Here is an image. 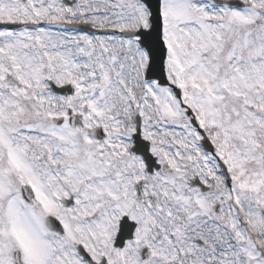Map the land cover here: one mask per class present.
<instances>
[{"label": "rangeland", "instance_id": "obj_1", "mask_svg": "<svg viewBox=\"0 0 264 264\" xmlns=\"http://www.w3.org/2000/svg\"><path fill=\"white\" fill-rule=\"evenodd\" d=\"M81 4H77L78 9L80 7H86V5L91 7H97V11L105 9V5L101 4L99 0H80ZM173 0H162L161 7L163 9V15L166 13V22L164 23V31H163V39L168 48L167 59L165 63V68L167 72L168 79L170 83L179 87L183 92V97L185 95V77L186 75V60L188 56H190V52H192L194 59L189 63V66H192V70L195 76L197 74L204 72L207 74V79L216 81L221 77V75L217 74V69H219L220 63H224V67L231 68V65H228L227 60H224V53L228 51L232 46L235 45L238 36H234L231 33V27L234 25L233 18L236 19V22L242 21L239 26V30L245 31L246 38H250L251 47L243 42V46L250 47L251 51L256 54L257 58H260L262 54H264V0H249L252 3V11L245 14L244 12L233 14L222 12L221 14L218 11L213 10L212 6H192L187 5L186 9L189 12V18L197 20L195 25L189 24L187 27L186 18L181 15H175L173 18L170 16L175 12V7H172ZM186 4H189L191 0H183ZM194 1V0H193ZM202 2V0H198V3ZM105 3V2H104ZM126 4V5H124ZM94 5V6H93ZM48 7H54L53 5ZM62 7V5L60 6ZM109 7V6H108ZM117 9L116 16L126 15L128 20H139L143 22L144 27H148L146 23V12L136 13L137 7H144L142 4L138 3L136 0H119L117 5H112ZM120 7H128V11L123 13L120 12ZM83 10L80 8V11ZM61 12V8L58 10ZM77 11V10H76ZM225 11V10H224ZM217 12V13H216ZM62 13V12H61ZM212 13L214 17H208L206 14ZM60 13H57L50 17L55 18ZM216 14L222 15L224 18V22L222 27H224L226 36L234 37L228 40H221L220 42L217 40V36L219 34L217 29V20ZM142 15V16H141ZM177 17V18H176ZM207 20L212 21L211 24L207 23ZM109 21L112 22L114 26H125L127 29L135 28L134 24H123V21H115L111 18ZM192 21V22H193ZM59 33H52L50 31L46 32L45 37L47 38L43 42V52L39 55L20 58L19 60V69L14 70L20 73L16 75L14 74V78L19 81H24L28 83L27 85H39L42 83V79L50 78L52 80H57L60 84L64 82L74 83V80H80V84H89L88 80L85 79L81 75L80 71L82 69V65L90 66L91 71L94 74H87L86 77H92L94 85L98 88L96 90L92 84L88 85V87H92V89H88V87L78 88L76 94L73 97L69 98H58L45 91H40L38 86H35V91H33L28 97L33 100L39 102V118L43 119V115L47 116H58L62 114L63 103L71 102L74 100L83 101L90 106L96 104L107 106L110 110H112L111 116H106L104 110L102 109V116H106L103 118L106 121V125L110 128H117L118 131L122 129V123L117 120V117L121 118L122 114L126 116V111L131 104H136L137 101V89L142 90L143 85L140 83L137 84L139 79V73L141 68L143 67V57L142 54L137 51L136 44L133 42L127 43H117L110 42V45L107 48L97 47L95 38H84L81 36H74V38L67 39V43L60 44L61 47L67 49V51L59 50L55 48V44H57L58 40H63L64 37L60 36ZM76 38L80 40L83 39V44L78 45V41ZM80 42V41H79ZM132 43V44H131ZM10 44L12 42L10 40ZM65 45V46H64ZM99 48V50H98ZM134 48V50H132ZM112 49V50H111ZM116 50L117 52L113 51ZM88 52V53H87ZM231 54L234 56L236 53L235 49L230 50ZM230 54V55H231ZM241 54H244V57H241ZM121 57V58H120ZM245 57L247 59L246 53L237 52L236 56V69H242L243 74H251L250 77H255L260 80L264 79V75L261 76V73H264V70H259L262 68L264 64V59L256 60L254 62H250L248 60L245 61ZM78 59L79 63L74 64V60ZM10 62L14 64L17 60H10ZM26 62H34V66L30 67ZM25 64V65H24ZM35 68H40V70H34ZM28 68H33V71L27 75H22V71H25ZM249 68L250 70H247ZM43 69L49 76L43 77ZM131 80H136V82H132V87H125V79L126 76L130 73ZM253 73H256L255 76H252ZM34 75V76H31ZM83 77V78H82ZM32 81V82H31ZM223 82V81H222ZM221 82V83H222ZM220 83V84H221ZM76 84V83H75ZM143 84V81H142ZM202 81L200 82V86ZM258 84V82H257ZM140 85V86H139ZM145 85V93L143 96V103L139 106L141 110V115L145 124H150L151 119L153 117H158L161 121L159 123L161 125V134L164 136L161 137L160 142L165 148H161L162 152H166V150L170 149V141L166 140L165 136H169L170 133L173 134L176 138V142L174 146H176V152H181V158L183 162L180 164L185 168L184 175H188L189 170L191 168L190 163L191 159L196 151L198 145V137L195 133L188 130L186 119L183 116V112L176 107V110L171 111L172 107L176 105V103L171 102V95L168 93V90H158L152 86L151 83H144ZM223 83L220 85V93L217 94L216 99L221 103L223 100L226 101L227 92L225 95L221 92L224 88H222ZM44 87V86H43ZM139 87V88H138ZM254 86L239 89L238 95L241 96L244 94V99H247L248 93H245V90H249L250 93H253L257 98H264V90L252 91L251 88ZM219 91V90H218ZM263 91V92H262ZM24 90L15 91L10 88V86L4 84L2 75L0 74V112H5V118L8 110H17L21 113L28 112L24 109L23 104H19L15 96L23 95ZM21 100V99H20ZM41 101V102H40ZM34 102V101H33ZM99 102V103H98ZM53 105V106H52ZM97 106V105H96ZM98 107V106H97ZM214 107L209 106V109ZM156 112V113H155ZM170 113H174L175 117H170ZM110 114V112H109ZM156 114V116H155ZM20 115V116H21ZM128 116V115H127ZM115 117V120H114ZM0 118L2 116L0 115ZM4 118V119H5ZM155 119V118H154ZM114 120V121H112ZM118 122H117V121ZM112 121V122H111ZM218 121V120H217ZM166 131L163 127L166 128ZM178 127L181 129H176L174 132L172 130L174 127ZM170 129V130H169ZM180 132V133H179ZM179 134V135H178ZM55 135V130H51L48 134V137L40 135L36 136V140L28 139V146L33 152L26 150V154L28 157H35L37 148H45L47 144L48 138H53ZM40 137V138H39ZM261 141H264L263 136H258L253 138L252 145L250 144H241L237 151H234V147L228 146L227 150H231L232 152L238 155V152L246 147H249L248 155L242 153L240 158L241 161L244 159V155L248 158H252L253 153L259 152L261 147ZM51 143H53V139L48 141V147H52ZM4 148L5 151L0 152V156L7 155L15 160V164L17 166H22V161L19 158V154L15 152L13 147L9 143H5L3 140V134L0 131V149ZM252 149V150H251ZM197 152V151H196ZM21 181H24L21 179ZM11 214L15 211V205H10ZM9 221H5L0 219V231L4 232L5 227H7ZM37 220L33 217L28 216L27 214H22L20 216L12 217L10 236L12 239L20 244L25 245V253L29 256H32L34 253L40 254L44 251L43 243L41 242V234L38 226L35 224ZM3 243H11L9 240L1 237ZM254 255L248 256V264H256ZM240 262V260H239Z\"/></svg>", "mask_w": 264, "mask_h": 264}, {"label": "flooded vegetation", "instance_id": "obj_2", "mask_svg": "<svg viewBox=\"0 0 264 264\" xmlns=\"http://www.w3.org/2000/svg\"><path fill=\"white\" fill-rule=\"evenodd\" d=\"M46 0H4V5L6 7H0V18H4L9 22H26L29 20L38 21L44 19L47 15L49 8L45 7L43 4ZM38 6V7H37ZM55 9L57 7H54ZM39 30L38 28H36ZM34 29V30H36ZM42 29V28H41ZM36 30V31H37ZM33 31V30H32ZM44 31V30H43ZM41 30V32H43ZM27 35L29 39L31 36H36L38 41H42L37 38V33H32L27 31L25 28H21L15 32L1 31L0 34L3 37H15L19 34ZM215 156L209 157V163L205 164V169L201 178L205 183V186H208L210 180L213 177L220 178V185L217 184V181L212 182V187L210 190L202 195L204 198L203 211L198 216L190 217L187 224L190 226L187 230V233H170L169 240L171 244L169 247H162L158 249L154 256L151 252V247L148 245L147 250L149 251V261L148 264H161L166 262L171 264L170 256L172 252V244L185 245L188 240H192L194 233H191L193 230H198L200 235L198 238H201L197 243V248L204 247L206 250L205 261L208 262L210 259H214L217 263L220 260L211 253V247L209 245L221 244L222 236L220 235V230L224 229L228 225V234L234 236L236 233L233 226L239 224L238 216L240 212H237L241 204H250L252 201V214L253 218L251 219L254 228L260 230L262 248L264 250V164L258 166L254 164L251 168L250 174V183L247 181L242 182L241 175L238 169H233V173L230 172L231 166L228 165L230 182H226L224 173L220 170V166L217 163L218 159L224 162L225 160V151L223 149L215 148ZM49 168L52 169V166L49 165ZM49 173L48 175H50ZM40 186V192L35 193L36 203L33 206H28L30 213L32 211H42L43 218L45 216H50L59 221L62 228L66 229V225L71 226L74 223L72 222L74 218L80 219L81 217L91 214L86 213L90 209L82 210V204L86 200V197H80L82 190L78 185L71 186L68 185L67 181L48 179L42 182ZM249 185L253 188L254 196L250 193V196L247 201L242 200V189L250 188ZM84 192L90 193V188H83ZM258 193H263V197L259 198ZM72 195V201L67 204H64V201H61L65 196ZM218 198L219 204L215 201V198ZM230 197L232 202L231 205L228 203L227 198ZM77 199H79L77 201ZM61 201V202H60ZM73 203V204H72ZM68 205L69 208L65 206ZM215 205H217V209ZM235 212H230V211ZM259 210V214H258ZM230 212V213H229ZM260 216V218H258ZM99 238L97 243L93 242H83V249L86 254V259L83 260L77 254V249L81 247V243H53L49 244V254L47 260L44 264H133V260L129 257L133 256V250H127L126 247L122 251L117 252L113 250V246L104 242L105 235H102L97 229ZM67 233V232H66ZM55 238H58L57 235L51 234ZM62 240L68 239V233L66 237L60 238ZM87 241H90L89 238H86ZM159 242L163 240L161 236L157 238ZM238 241V238L235 240V243ZM144 245L143 241L139 242V249ZM123 255L122 259H116L119 255ZM136 256L138 255V248L135 249ZM168 254V255H167ZM224 257V256H223ZM222 257L221 264L224 263ZM33 261H28L27 264H32ZM229 264V263H228Z\"/></svg>", "mask_w": 264, "mask_h": 264}, {"label": "water", "instance_id": "obj_3", "mask_svg": "<svg viewBox=\"0 0 264 264\" xmlns=\"http://www.w3.org/2000/svg\"><path fill=\"white\" fill-rule=\"evenodd\" d=\"M153 13H156L157 14V8L153 9ZM158 26H159V24L157 23V25H155V28H157ZM159 32H160L159 29H155L154 32L152 30V32L149 34V35H151V38L154 39V42L156 44H159V39H160ZM144 44L148 48V50L150 51V53L152 54V56H154L156 54V52L157 53H160L161 52L160 50H156L157 48L154 49L153 46L148 42L147 38L144 39ZM151 77L156 78V79H159V80H163V78L158 77L157 75H151Z\"/></svg>", "mask_w": 264, "mask_h": 264}]
</instances>
